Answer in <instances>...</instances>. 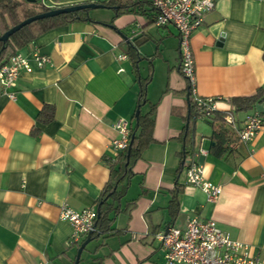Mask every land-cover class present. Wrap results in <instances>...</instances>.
Listing matches in <instances>:
<instances>
[{"label":"crops","instance_id":"obj_1","mask_svg":"<svg viewBox=\"0 0 264 264\" xmlns=\"http://www.w3.org/2000/svg\"><path fill=\"white\" fill-rule=\"evenodd\" d=\"M96 1L54 0L47 6ZM89 15L97 22L52 28L20 49L29 56L38 50L51 62L40 67L31 59L32 68L15 86L0 83V264L75 263L87 235L71 242L74 228L60 217V207L68 202L97 209L118 157L112 147L120 137L115 122L126 119L135 126L140 82L149 77L148 102L140 111L157 105L155 141L133 163L120 210L111 214L114 231L92 238L80 264H164L156 233L171 224L184 228L193 215L216 220L253 250L263 248L264 122L252 141L222 154L212 126L223 124L219 117L233 104L229 99L264 89V0H216L191 38L198 93L223 98L215 120L196 117L189 145L205 177L222 186L215 201L187 184L188 160L180 170L191 98L180 71L177 28L107 8ZM138 37L136 58L129 47ZM47 106L53 118L43 122ZM254 110L264 119V98L235 113L242 119Z\"/></svg>","mask_w":264,"mask_h":264},{"label":"built area","instance_id":"obj_2","mask_svg":"<svg viewBox=\"0 0 264 264\" xmlns=\"http://www.w3.org/2000/svg\"><path fill=\"white\" fill-rule=\"evenodd\" d=\"M44 5L47 6L42 0ZM156 9L157 26L174 25L179 35L180 71L188 83L189 95L196 107V117L208 121L215 120L219 110L218 102L222 97H203L198 93L195 74V60L191 47L194 31L202 24L204 14L215 7L216 0H147ZM132 34H137L132 30ZM125 58V55L121 56ZM33 59L40 67L49 64V55L34 50L31 56L17 51L0 68V83L5 87L15 86L25 70L32 68ZM14 93L9 96L14 98ZM236 107L230 104L222 115L225 127L236 137L228 143L229 148L235 144L248 143L257 136L263 127V116L258 111L245 114L242 119L236 116ZM115 127L120 137L115 139L112 147L117 155L130 143V127L126 119H118ZM196 153L187 158L186 181L188 185L201 188L208 200L215 201L222 194V186L208 180L203 165L196 160ZM96 208L76 209L67 203L60 207V217L69 221L74 232L71 242H77L82 236L96 231ZM164 251V264H264V247L253 250L248 244L234 239L230 233L222 230L216 220L202 219L193 215L184 228L175 225L156 233Z\"/></svg>","mask_w":264,"mask_h":264},{"label":"trees","instance_id":"obj_3","mask_svg":"<svg viewBox=\"0 0 264 264\" xmlns=\"http://www.w3.org/2000/svg\"><path fill=\"white\" fill-rule=\"evenodd\" d=\"M97 3H102L103 8L113 10L116 15L123 13H134L142 16H147L151 23L155 22L156 9L147 0H98ZM34 3H40L41 7L38 10H31V5ZM51 7H48L42 3V0H0V35L3 34L10 27L20 23L22 20L35 15L36 13L48 11ZM91 9H83L75 12L62 13L59 15L45 17L27 24L15 33H13L8 41H0V68L8 61V58L15 54L20 49L26 47L33 42L39 35L50 30L52 28L66 25L75 21H92L89 15ZM142 40L138 37L135 43L129 47V53L133 57H140L137 53L138 47ZM150 81V77L141 80L139 90V106L138 109H142V106L148 102L147 99V84ZM189 91V90H188ZM264 98V89L258 88L257 91L248 96H237L230 100L231 103L239 111L249 110L258 101ZM156 104H152L150 109L141 113L139 116H134L136 124L130 128V142L132 147L130 150V156L128 157L129 145L123 149L114 163L110 165V177L107 184L104 186L101 195L97 200L98 216L96 218V231L92 233V238L99 237L104 234H110L114 231L112 223L114 216L119 212L120 208L118 204L121 198L126 194L130 180L134 174L132 167L136 159H138L143 150H145L152 142L154 138L155 116H156ZM49 111L46 112L44 117H41L43 122H49L53 118V109L47 106ZM47 111V110H46ZM186 117V127L181 138L185 141V148L182 152L183 165L186 167L187 158L190 153V144L195 132L196 123V107L190 101V113ZM220 119L222 117H219ZM213 127V138L216 142L215 149L219 154L224 153L228 147V143L236 140L234 134L223 124H218ZM176 202V196L172 201V204ZM114 213L113 215H111ZM171 213L176 216L178 209L176 206L171 205ZM172 225V224H171Z\"/></svg>","mask_w":264,"mask_h":264},{"label":"water","instance_id":"obj_4","mask_svg":"<svg viewBox=\"0 0 264 264\" xmlns=\"http://www.w3.org/2000/svg\"><path fill=\"white\" fill-rule=\"evenodd\" d=\"M30 1H34V0H30ZM103 7L104 5L102 3H97V2H84V3L67 5V6L52 7L47 12L44 11V12L36 13L35 15L33 14V16H30L22 20L20 23L10 27L9 29H7V31H5L3 34L0 35V41H3V42L8 41L10 36L16 31H18L19 29H21V27L27 24H30L31 22L36 21L41 18L51 17V16L62 14V13L75 12V11H79L83 9L87 10V9H96V8H103ZM139 114H140V109H137L136 116H139ZM131 147H132V142H130V145H129L128 157L130 156ZM91 240H92V233L88 234L87 238H85V240L79 246L78 251H77V257H76L74 264H80L81 254L83 250L85 249V247L87 246V244Z\"/></svg>","mask_w":264,"mask_h":264},{"label":"rangeland","instance_id":"obj_5","mask_svg":"<svg viewBox=\"0 0 264 264\" xmlns=\"http://www.w3.org/2000/svg\"><path fill=\"white\" fill-rule=\"evenodd\" d=\"M44 1H45V3L46 2L49 3V2L54 1V0H44ZM31 7H32L31 10H38L41 7V5H40V3H34L33 6L31 5Z\"/></svg>","mask_w":264,"mask_h":264}]
</instances>
